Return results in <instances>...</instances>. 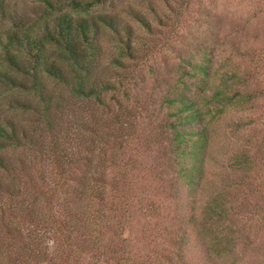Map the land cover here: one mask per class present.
<instances>
[{"label": "trees", "instance_id": "1", "mask_svg": "<svg viewBox=\"0 0 264 264\" xmlns=\"http://www.w3.org/2000/svg\"><path fill=\"white\" fill-rule=\"evenodd\" d=\"M42 1L41 12L34 17L16 18L11 0H0V89L25 92L37 105L36 119L30 120L28 99L11 95L6 114H0V200L6 208V202L24 198L20 208L25 206L27 215L37 220H43L45 212L43 222L56 244L46 264H66L69 256L71 264H85L87 255L107 256L109 264H223L236 245H251V240L240 237L236 211L245 203L238 196L252 187L255 161L243 148L219 155L220 148L209 136L210 105H227L226 88L214 86L211 94L195 97L186 88L169 84L156 112L136 94L132 99L139 97L137 102L142 103L137 112L122 104L113 110L102 102L107 91L128 84L138 89L143 75L136 68L148 66L144 38L136 36L127 18L156 35L148 11L174 33L188 0H161L175 9L171 23L157 10L155 0L123 2L121 12L101 13L93 10L114 0ZM106 42L115 50L105 60ZM182 61V77L191 70L198 81L204 80L209 70L205 61ZM74 100L96 102L100 109L75 122L80 134L70 126L77 119L69 105ZM68 109L71 115L65 114ZM19 110L26 119L17 118ZM142 113L155 122L139 136ZM22 146L18 157L25 177L15 175L17 154L12 153ZM30 153L41 166L34 175L25 166L24 156ZM143 160L150 161L155 187L150 194L136 185ZM210 160L223 168L222 178L216 180L218 174L209 171ZM155 215L168 222L147 229ZM133 226L140 236L131 244L125 229ZM117 228L121 236L114 243L105 234ZM144 248L146 254L141 252ZM19 256L4 255L0 248V264H22ZM36 256L27 252L25 264Z\"/></svg>", "mask_w": 264, "mask_h": 264}, {"label": "rangeland", "instance_id": "2", "mask_svg": "<svg viewBox=\"0 0 264 264\" xmlns=\"http://www.w3.org/2000/svg\"><path fill=\"white\" fill-rule=\"evenodd\" d=\"M155 1L158 6L157 10L161 9L168 18L165 19L171 23L175 19V9L165 7L161 0ZM123 2L136 4L140 0H114L112 5L107 3L95 8L93 13L112 10L121 12ZM42 6V0H11L10 4L11 12L16 18H21V16L32 18L35 13L41 12ZM137 7L139 9L140 6L137 5ZM144 7L148 8L147 5ZM146 13L151 20L152 29L157 30L156 35L144 31L132 18H127L133 26L136 36L144 38L145 44L142 49L149 54V59L146 62L148 66L136 68L137 71L140 69L143 81L139 82L138 89H133V86L128 84L124 85V88L105 92L102 95V102L113 110L117 109V105L122 104L137 112L136 107L142 105L137 102L140 97L143 102L149 101V110L153 109L156 112L159 109L160 95L169 84L176 83L178 86L186 88L187 92L195 97L204 92L211 94L214 86H219L220 90L226 88L225 94L230 97V101H225L228 102L227 105H220L216 102L210 105L207 119L210 141L220 148L219 155L223 150L232 154L237 149L243 148L252 156L255 166L251 172L252 187L238 196L239 200H244L245 203L239 206L236 211L240 237L245 236L251 240L252 244L249 246L242 245V243L236 245L235 250L233 249L234 252L227 253L223 264H264V0H188L186 7L182 9L174 33L170 27L160 25L150 12L146 11ZM140 42L138 40V43ZM104 46L103 57L106 60L107 56L113 54L115 46L112 42H106ZM189 55L191 56L189 57ZM183 59H188L192 64L205 61L209 70L204 77V82L198 81L199 76L196 78L191 75L193 74L191 70L190 74L181 76L184 72L180 69V64L184 65ZM191 63L187 68L191 66ZM107 76L108 74L104 75L105 78ZM243 91L250 92L252 95L249 98H241L238 92L242 94ZM135 94L139 97L132 99ZM11 95L27 98L28 103L32 106L28 118L36 119V113L33 110L37 106L35 97L25 92L9 89H0V114L2 112L3 115L6 114L5 110L8 108L7 103ZM74 101L69 105L74 109L77 119L71 121L70 126H74V132L80 134L75 122H79V119L87 120L89 113L100 109L98 104L93 101ZM70 112L68 109L65 114ZM24 116L23 111L19 110L17 118L26 119L22 118ZM148 118L145 113H142L141 118L139 117L137 128L139 136H144L147 124L155 122ZM63 124L65 125L66 121ZM137 141L141 143L140 140ZM134 146H138V144L136 143ZM23 148L24 146L16 148L12 150V153L17 154L15 156L17 165L13 166L15 175L25 177L23 169L20 168L18 157L23 152ZM24 157L27 172L32 175L37 174L41 166L35 159V153ZM210 161L209 171L213 175L218 174L214 177L216 180L218 177L222 178V174H225L223 168L219 165L215 167L214 161ZM142 163L139 164L141 171L136 185L138 188H147L150 194L155 188L152 186L154 182L149 172L151 171L149 169L150 161L143 160ZM23 199H17L11 203L6 202L8 206L6 208L2 207L0 200L2 207L0 211L1 251L4 255L9 252L11 256L19 253L21 255L19 261L22 264H25L27 252H30L32 255H37L31 260V264H46V259L52 252H55L56 248L55 239L48 233L46 223L43 222L47 215L44 214L45 212L41 213L40 217H45L43 220L30 218L27 215V210H24L26 207L22 206V209L19 206ZM58 210L55 207L53 209V211ZM167 222L165 216L155 215L146 226L147 229H155L158 225ZM120 229L117 228L116 232L112 233L110 230L105 236L111 237L112 241L117 243L121 236ZM9 230L10 234H7ZM136 230L135 226L131 230L125 229L131 244L140 236L139 231ZM126 234L124 235L127 236ZM35 241L38 243H34ZM141 252L146 254L147 249L144 248ZM109 253L111 252L109 251ZM106 258L108 257L95 258L87 255L85 264H109L105 261ZM73 261L69 256L65 263L71 264Z\"/></svg>", "mask_w": 264, "mask_h": 264}]
</instances>
